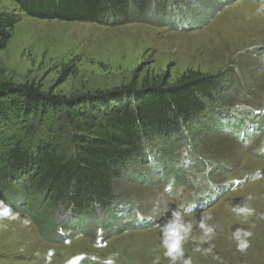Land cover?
Wrapping results in <instances>:
<instances>
[{"label":"rangeland","instance_id":"374dc122","mask_svg":"<svg viewBox=\"0 0 264 264\" xmlns=\"http://www.w3.org/2000/svg\"><path fill=\"white\" fill-rule=\"evenodd\" d=\"M170 1V16L151 12L147 2L142 12L135 1L122 0L126 13L79 22L41 19L0 0V11L20 14L0 50V83L32 86L76 106L99 103L98 111L126 98L127 87L173 86L183 76L216 77L232 89L223 101L221 88L204 113L183 125L189 139L180 150L169 148L177 139L147 143L169 169L157 173L156 160L135 159L115 180L112 208L71 217L47 199L42 209L58 225L42 231L30 213L0 205V264H264V132L244 144L214 122L224 107L231 114L220 117L231 122L264 108V0ZM58 117L48 118L53 128L45 131L55 142ZM188 155L201 161L192 172ZM174 169L180 183L190 181L174 184ZM215 187L220 190L211 193ZM31 191L32 204L41 195ZM203 196L204 208L195 211Z\"/></svg>","mask_w":264,"mask_h":264},{"label":"trees","instance_id":"16d2710c","mask_svg":"<svg viewBox=\"0 0 264 264\" xmlns=\"http://www.w3.org/2000/svg\"><path fill=\"white\" fill-rule=\"evenodd\" d=\"M13 1L31 16L79 22H101V17L114 16L111 13H126L127 6L122 0ZM134 1L142 12L147 8L146 2L151 12L158 9L170 16L175 11L170 0L169 5L166 0H131V5ZM231 1L223 0L221 4ZM202 4L196 2L199 7ZM213 8L210 6L209 14ZM204 15L205 18L210 16L207 12ZM19 21V13L0 11V50L6 47L11 31ZM196 23L202 25L200 21ZM184 77L173 86L160 84L143 91L127 87L123 90L126 98L106 105L101 111L96 109L100 107L99 103L89 102V97H86L89 103L76 106L71 103L74 100L50 99L32 86L14 87L0 83V205L30 213L42 231L55 229L58 225L52 218H47L42 209L47 199L52 207L66 210L71 217L94 215L96 211L112 208L117 198L115 180L128 172L130 163L148 156L150 162L157 161L159 169L163 167L160 153L153 152L146 144L157 137L168 142L177 139L176 145L169 148L180 150L183 141L189 139L183 136V125L204 113L207 100L224 89L222 80H215L216 77ZM224 90L226 94L221 100L226 101L225 97L232 89ZM88 104L94 110L82 109ZM224 108V111L217 110L214 120L219 130L226 126L222 117L229 109ZM56 115H59L57 123L60 126H54V129H57L55 137L60 135L59 142L45 133L53 128L48 118H56ZM253 120L255 131L252 135L264 129V114L255 115ZM37 122L44 126H38ZM198 160L194 159V163H201ZM13 183H16L15 187ZM31 190L35 195H41L32 204L28 201ZM23 198L25 203L21 210L19 204ZM42 218L44 220L40 221Z\"/></svg>","mask_w":264,"mask_h":264},{"label":"bare ground","instance_id":"6f19581e","mask_svg":"<svg viewBox=\"0 0 264 264\" xmlns=\"http://www.w3.org/2000/svg\"><path fill=\"white\" fill-rule=\"evenodd\" d=\"M183 10H184V9H183ZM183 10H182V12L184 13L185 11H183ZM151 167H152V166H151Z\"/></svg>","mask_w":264,"mask_h":264}]
</instances>
